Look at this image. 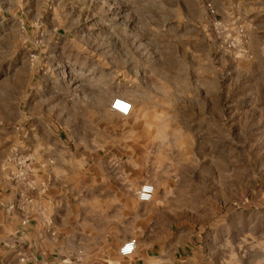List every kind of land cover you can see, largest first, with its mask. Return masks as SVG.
<instances>
[{
  "label": "rangeland",
  "instance_id": "rangeland-1",
  "mask_svg": "<svg viewBox=\"0 0 264 264\" xmlns=\"http://www.w3.org/2000/svg\"><path fill=\"white\" fill-rule=\"evenodd\" d=\"M85 88L127 100L142 135L104 151L125 171L127 222L148 182L163 232L173 207L178 246L264 264V0H0V173L17 189L6 212L21 191L8 158L41 154L55 96Z\"/></svg>",
  "mask_w": 264,
  "mask_h": 264
},
{
  "label": "crops",
  "instance_id": "crops-1",
  "mask_svg": "<svg viewBox=\"0 0 264 264\" xmlns=\"http://www.w3.org/2000/svg\"><path fill=\"white\" fill-rule=\"evenodd\" d=\"M103 91L85 88L82 98L55 96L53 138L45 122L49 116H42L47 129L35 132L34 147L41 154H31L35 190L26 212H6L17 189L5 187L1 180L8 173H0V264H222L226 249L220 244L209 251L178 246L172 206L165 232L155 222L153 215L162 214L153 211L158 207L153 198L136 202L131 209L135 222H127L125 171L106 165L104 151L108 144L140 142L142 135L126 124L132 110L111 119L113 97ZM43 103L48 105L46 97ZM23 216L26 224H21ZM128 239L134 240V251L121 256L118 250Z\"/></svg>",
  "mask_w": 264,
  "mask_h": 264
},
{
  "label": "built area",
  "instance_id": "built-area-1",
  "mask_svg": "<svg viewBox=\"0 0 264 264\" xmlns=\"http://www.w3.org/2000/svg\"><path fill=\"white\" fill-rule=\"evenodd\" d=\"M111 109L119 115H127L130 112L131 104L121 97L113 99L110 105ZM11 165L9 172L10 179L15 186L21 188L19 200L16 205L11 204L8 210L18 209L27 211L28 205L31 203V198L27 195L28 191L35 190L34 183L30 179L32 173V156L31 154H13L8 158ZM154 185L145 182L139 186L136 191V198L139 202H149L154 195ZM16 207V208H15ZM27 217L23 216L21 224H26ZM135 242L132 239L126 240L119 248L118 253L121 256L131 255L134 251Z\"/></svg>",
  "mask_w": 264,
  "mask_h": 264
}]
</instances>
